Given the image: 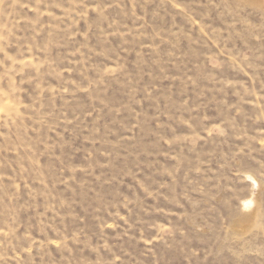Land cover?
Here are the masks:
<instances>
[{
    "label": "rangeland",
    "instance_id": "1",
    "mask_svg": "<svg viewBox=\"0 0 264 264\" xmlns=\"http://www.w3.org/2000/svg\"><path fill=\"white\" fill-rule=\"evenodd\" d=\"M0 264H264V5L0 0Z\"/></svg>",
    "mask_w": 264,
    "mask_h": 264
},
{
    "label": "bare ground",
    "instance_id": "2",
    "mask_svg": "<svg viewBox=\"0 0 264 264\" xmlns=\"http://www.w3.org/2000/svg\"><path fill=\"white\" fill-rule=\"evenodd\" d=\"M259 1L264 5V0H259ZM246 177L252 183L251 185H252L253 188H255L257 186L258 187V191L261 190L262 185H261L260 181L254 175L247 174V176H244V178H246ZM253 188H252L251 196L249 195L248 198H245L241 202L242 203L241 206L243 207V209L245 211H250L254 207V205L257 203V195L258 194H257V192H255L256 190L255 191L253 190ZM244 214L245 215H244L243 219H245V220L253 219L252 214H248L247 212H245Z\"/></svg>",
    "mask_w": 264,
    "mask_h": 264
}]
</instances>
